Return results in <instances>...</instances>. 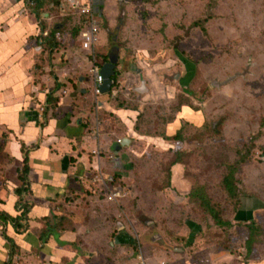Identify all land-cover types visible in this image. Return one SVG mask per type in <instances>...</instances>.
<instances>
[{
	"label": "crops",
	"instance_id": "0c3cea01",
	"mask_svg": "<svg viewBox=\"0 0 264 264\" xmlns=\"http://www.w3.org/2000/svg\"><path fill=\"white\" fill-rule=\"evenodd\" d=\"M59 2L0 0V133L8 134L7 151L21 171L19 180L23 177L25 155L28 157V192L23 197L31 211L29 229L22 235L4 225L8 235L0 234V264L9 261L5 235L21 249L22 255L13 257V264H177V239L175 242L159 236L160 241H152L154 249L142 247L136 253L137 239L131 228H117L102 216L97 220L109 224L107 230L99 231L101 225L91 224L85 231L76 217L77 213L92 216L97 206L108 208L122 201L109 203L99 195L102 179L109 182L113 178V185L124 191V199L132 191L127 174L134 175L128 172L139 155L135 139L145 136L144 130L136 131L139 110L135 97H157L159 93L147 86L148 78L153 76L152 81L160 83L177 67L180 37L173 27L176 13L172 11V20L170 11L177 2L95 0L103 26L94 51L102 56V64L109 62L105 56L117 51L116 87L100 97L92 91L95 76L90 52L81 49L80 20L73 17L65 23L64 14L54 10L59 9ZM157 12L162 20L156 24ZM146 33L157 38L147 40ZM48 37L55 44L53 49L47 47ZM120 38L127 44L121 45ZM180 60L186 67L180 74V83L186 87L194 65ZM51 96L55 102L50 101ZM190 104L181 106L165 127L166 135L156 138L158 144L170 149L174 143L170 138L183 124L200 128L203 118L192 100ZM113 120L119 126L112 127ZM119 139L125 141L124 146L117 143ZM185 173L184 164L173 165L171 182L184 189ZM117 176L121 183H115ZM12 178L18 179V172ZM20 183L23 186L21 180ZM17 202L15 193L9 202L1 199L0 212L17 217ZM65 217L74 225L72 230L57 233L51 224L49 239H40L45 227L40 220ZM237 219L250 225L256 218L250 222L251 214L240 212ZM192 226L199 227L189 223L188 246L198 235L193 234Z\"/></svg>",
	"mask_w": 264,
	"mask_h": 264
},
{
	"label": "rangeland",
	"instance_id": "374dc122",
	"mask_svg": "<svg viewBox=\"0 0 264 264\" xmlns=\"http://www.w3.org/2000/svg\"><path fill=\"white\" fill-rule=\"evenodd\" d=\"M175 1L170 11L172 20V11L176 13L173 27L180 37L177 67L160 83L152 81L153 76L148 78L152 82H147V86L159 93L157 97L132 93L140 95L135 97L139 110L136 131L144 130L145 135L135 139L139 155L136 160L134 157V168L128 172L134 175L127 174L132 191L111 207L97 206L92 216L77 213L76 217L85 231L90 230L91 224L101 225L99 231L107 230L109 224L97 220L102 216L117 228H131L137 239L136 253L142 247L154 249L152 241H160V237L175 242L177 239V264H264V0ZM54 10L60 12L58 8ZM157 20H162L158 12L154 16L156 24ZM70 21L72 17L64 18L65 23ZM195 21L206 28V33L193 25ZM69 29L72 31V27ZM146 36L151 41L157 38L147 33ZM119 43L127 44L121 38ZM88 57L92 62V55ZM99 57L102 56L95 51L96 60L102 63ZM180 58L194 65V77L186 87L180 83V74L186 68ZM163 85L168 88L165 90ZM101 95L106 94L97 97ZM190 100L203 120L200 128L183 124L180 134L184 150L175 153V142L169 149L158 144L156 138L166 135L165 127ZM111 125L117 127L119 123L113 120ZM7 144L8 134L1 132L0 200L9 202L22 184L21 171L10 157ZM243 156L245 162L235 174L239 196L234 199L225 191L223 179L230 166H237ZM175 161L185 165L184 189L171 182ZM17 172L18 179L12 178ZM115 183H121L119 176ZM201 196L219 220L228 221L229 226H216ZM240 212L250 213V222L255 216L252 233L247 221L237 219ZM58 219L48 223L47 218L40 220L45 225V239H49L52 225L57 233L74 227L70 218ZM189 223L201 228L192 246L187 242L191 233ZM0 225V234L8 235V230ZM147 241L149 245L145 247ZM12 254L22 255L16 243Z\"/></svg>",
	"mask_w": 264,
	"mask_h": 264
},
{
	"label": "trees",
	"instance_id": "16d2710c",
	"mask_svg": "<svg viewBox=\"0 0 264 264\" xmlns=\"http://www.w3.org/2000/svg\"><path fill=\"white\" fill-rule=\"evenodd\" d=\"M53 1H56V0H53ZM209 18H207L206 20H208ZM193 25L195 27H199L201 29L202 32L206 33V28L202 27L199 23H197L196 21L193 23ZM77 35V34H76ZM47 41V47L49 49H53L55 44L53 42H51L49 40V37L45 40ZM105 58L107 60H109L110 56H105ZM104 58V59H105ZM105 59V60H106ZM106 60V61H107ZM105 62V61H104ZM194 77V73L189 75L188 77V83L191 82V78ZM113 80H114V85H113V88L116 87V81H117V71H116V74L115 76L113 77ZM112 88V89H113ZM50 101L51 102H55L56 100L51 96L50 97ZM185 106L182 105V107ZM188 106H191V104L189 103ZM181 130H179L177 132V134L175 136H173V142H175L176 144V152H182L184 150V139H181ZM24 152V150H23ZM177 157V155H176ZM241 162L238 163L237 166H230L229 168V174H227L224 179H223V186H224V189L225 191L228 193L229 197L231 198H234V199H238V194H239V188L236 184V177H235V174L237 173L238 169H239V166L240 164H242L243 162H245V156H243L241 158ZM27 160H28V157L25 155V167L23 169V177H20V180L21 182L23 183V186L22 188H18L15 190V195L16 197L18 198V202L16 203L14 209L17 213V217H12L10 216L9 214H7L6 212H0V224H2L3 226L6 225H10L13 227V229L15 230V233L17 235H22L23 233H25L28 228H29V222L31 221L30 220V217H29V214H31V211L30 210V206L28 205V203L24 200V195L28 192V189L25 188L26 187V181H27V175H28V169L26 168V164H27ZM177 160H180V158L177 157ZM174 164H177V161L174 162ZM202 198V202H203V205L209 210L210 212V215L212 217V219L214 220L215 224L217 227H226V226H229L228 224V221L224 222L223 221H220L219 220V217L218 215L214 212V210L210 209L209 207V203L208 201L205 199L204 196H201ZM47 223L49 222L48 220L46 221ZM192 231H193V234L196 235V234H199L201 233V228L200 227H197V226H192ZM253 228H254V225H249V229H250V232L252 233L253 232ZM50 233V231H49ZM45 236L44 233L41 234V237L40 239H42V241H45ZM53 236V235H52ZM253 238V235L251 234V239ZM5 240H3L5 242V245H4V248L5 250H8L9 251V261L7 262V264H12V260H13V254H12V249L14 247V242H12L10 239L8 238H5ZM194 238L192 237L191 240H193ZM250 243L252 244V240H250ZM251 248L248 250V253L251 254Z\"/></svg>",
	"mask_w": 264,
	"mask_h": 264
},
{
	"label": "built area",
	"instance_id": "2783aa9c",
	"mask_svg": "<svg viewBox=\"0 0 264 264\" xmlns=\"http://www.w3.org/2000/svg\"><path fill=\"white\" fill-rule=\"evenodd\" d=\"M95 6V0H63L60 3L59 10L65 17H77L80 20V27H78V29L81 30V49L90 52L93 57L91 71L95 76V80L92 91L95 96H98L101 94L100 86L103 84V77L100 74L103 64L98 63L94 51L99 41L101 29L97 8ZM120 142L121 141L118 140V144H120ZM100 182H102V184L100 186L99 195L105 197L109 203H115L125 197L124 191L113 185V178L107 183L103 179L100 180Z\"/></svg>",
	"mask_w": 264,
	"mask_h": 264
},
{
	"label": "water",
	"instance_id": "95a60500",
	"mask_svg": "<svg viewBox=\"0 0 264 264\" xmlns=\"http://www.w3.org/2000/svg\"><path fill=\"white\" fill-rule=\"evenodd\" d=\"M117 51H114L110 54L109 62H106L104 66L101 68L100 74L103 77V84L100 86V92L101 94H110L112 92V88L114 85L113 77L116 74V68H117ZM141 87L144 88V83H141ZM143 90V91H144ZM143 91H138L139 93Z\"/></svg>",
	"mask_w": 264,
	"mask_h": 264
},
{
	"label": "flooded vegetation",
	"instance_id": "af4514ba",
	"mask_svg": "<svg viewBox=\"0 0 264 264\" xmlns=\"http://www.w3.org/2000/svg\"><path fill=\"white\" fill-rule=\"evenodd\" d=\"M110 56V55H109ZM106 62H104L103 63V66H104V64H105ZM121 142H120V146L122 147V146H124V143H125V141L123 140V139H119ZM117 143H118V140H117Z\"/></svg>",
	"mask_w": 264,
	"mask_h": 264
}]
</instances>
